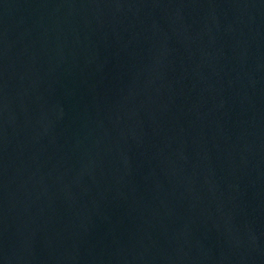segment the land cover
Returning <instances> with one entry per match:
<instances>
[{
  "label": "water",
  "instance_id": "1",
  "mask_svg": "<svg viewBox=\"0 0 264 264\" xmlns=\"http://www.w3.org/2000/svg\"><path fill=\"white\" fill-rule=\"evenodd\" d=\"M0 264H264V0H0Z\"/></svg>",
  "mask_w": 264,
  "mask_h": 264
}]
</instances>
